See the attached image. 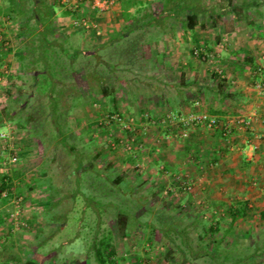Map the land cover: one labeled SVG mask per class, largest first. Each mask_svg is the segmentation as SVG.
I'll return each mask as SVG.
<instances>
[{"label": "rangeland", "instance_id": "obj_1", "mask_svg": "<svg viewBox=\"0 0 264 264\" xmlns=\"http://www.w3.org/2000/svg\"><path fill=\"white\" fill-rule=\"evenodd\" d=\"M72 1L80 3L79 0ZM217 1L221 3L222 0ZM47 2L53 5L55 13L52 19L55 34L49 35V38L70 53L78 50L79 55L75 61H70L71 58L61 53L59 59L62 64L48 56L60 51V48H53L48 54L41 52L43 62L38 67L49 72L50 78L44 80L47 75L39 73L34 84L31 77L34 71L27 69L31 54H26L23 60L19 59L24 41L28 42L29 39L24 38L22 33H13V28L9 30L11 38L7 44L11 49L3 55L10 57V62L6 61L0 66L6 65L10 69L11 78L18 79L15 82L19 87L11 88L12 92L7 96L0 95V110L20 108L17 117L22 118L19 124L18 121H11L14 128L12 132L17 138L25 139L26 151L23 146L24 151L18 155L19 164L12 166L19 174L12 177L10 194L23 196L21 214L16 220H11L9 215L5 217L16 206L0 198V223L2 220L3 225L0 228V264H97L90 249L94 231L98 230L100 237L108 228L114 235L118 264H264V232L259 229V223L264 222V219L260 222L258 206L252 207L254 210L249 220L237 221V228L246 225L255 227L246 239L241 236L242 232L228 233L225 229L232 218L230 213L225 210H217L218 216L212 213L213 210L224 209L228 202L218 205V202L206 201L203 205L190 195L192 190L169 193L172 182L166 174H160L155 166L160 168L162 162L158 160L164 154L167 156L163 150L167 139L161 137V127L155 125L160 131L155 134V130L145 124L146 121L142 126L137 125L142 121L137 120L138 106L145 100L142 93H135L139 94L137 98L141 103L130 104L129 112L125 109L123 115L133 117L137 133V128L145 126V134L140 135L139 132L136 136H130L117 124L107 125V130L102 124L93 125L106 115L122 113L117 105L122 101L125 106L126 97L121 98L123 93L119 82L124 77L129 80L131 75L125 70L138 61L129 53L130 44H119L117 41L106 44L105 26L98 17L94 20L90 16L102 11H88L85 7L88 11L85 13L96 23L100 34L82 29L84 32L76 29L70 18L63 23L62 2ZM6 6L7 1L0 0V14ZM76 9L77 12L84 10L79 4ZM76 16L81 15L76 13ZM10 22L11 26L17 27L14 25L16 20ZM103 44L106 46L101 47ZM38 54L37 50L35 55ZM57 79L58 84L55 81ZM0 81L2 89L5 80ZM104 86L108 95L101 93ZM50 89L53 93L48 96L46 91ZM57 105L60 111L50 114V108L57 110ZM29 114L34 129L42 133L43 137L40 134L34 137L21 124ZM55 129L58 133H67L65 145L55 136ZM115 139H118L119 144L113 149L109 144L115 145ZM126 143L132 146L131 149L125 147ZM80 148L92 154L90 162L97 166H90L87 158L83 160L82 166L91 171L85 170L88 176H83L80 184L84 191L77 193L75 176L78 172H75V166L80 163L81 154L77 151ZM0 152V159H3L12 150L3 141L0 142ZM95 168L104 174L94 178ZM210 168L205 165L202 172L210 174ZM8 173L11 176L13 172L10 169ZM1 175L0 171V179ZM117 177L122 179L119 181ZM92 178L97 180L93 181ZM48 196L52 197L53 206L50 201L47 202ZM110 200L121 205L123 208L120 211L125 210L126 215L128 210L130 216H120L121 219L114 206H107ZM53 213L59 214L60 218L51 221ZM216 217H220L219 221H215ZM217 221L219 226L222 223L220 228L208 230L210 227L215 228ZM166 224H174L176 230H168L163 235L156 230L151 234L154 227H167ZM183 231L187 232L189 238L185 247L181 245ZM150 235L153 240L151 246L145 241ZM52 257L54 259H50Z\"/></svg>", "mask_w": 264, "mask_h": 264}, {"label": "crops", "instance_id": "obj_2", "mask_svg": "<svg viewBox=\"0 0 264 264\" xmlns=\"http://www.w3.org/2000/svg\"><path fill=\"white\" fill-rule=\"evenodd\" d=\"M58 1L61 3L63 0ZM75 3L72 0L61 3L65 19L63 23L76 13L86 14L83 4L84 10L73 11L71 6L80 4ZM234 5L247 8L235 14ZM2 15L0 31L5 38L0 41V65L10 62V57L3 54L11 49L7 42L11 38L9 30L12 28L3 23ZM54 15L53 12L52 18ZM90 16L94 20L98 17L105 26L106 44L116 41L130 44L129 53L138 61L125 70L131 75L129 80L124 77L119 82L123 93L121 98L126 97V104L124 106L121 101L117 105L122 114L125 109L129 112L130 104L141 103L137 96L142 93L145 100L144 104L138 106L137 120H142L137 123L138 126L146 121L145 124L155 130V134L159 133L152 119L160 118L169 108L185 109L186 102L202 97L201 110H222L224 119L243 115L251 120V129L264 136V91L259 92L254 85L260 78L255 69L264 67V0H225L224 3L223 0L221 3L217 0H118L110 9ZM18 30L17 27L13 33L20 34ZM222 41L224 46L219 49L218 64L226 75L223 80L210 70L207 62L192 54L196 47L209 52ZM137 91L138 95L135 94ZM217 91L230 95V98L221 102ZM11 123L6 122L0 130H14ZM137 129L140 135L145 134V126ZM218 131L195 127L190 130L189 139L186 140L161 127V137L167 139V143L163 144L167 156L164 154L158 161L175 173L189 174L195 182L190 195L203 205L206 201L218 202V205L228 202L224 209L213 210L214 216L220 210H225L231 216L236 205L242 204V216L236 219L232 217L225 229L228 233L242 232L241 236L247 239L255 227L246 225L237 228L236 225L240 219L249 220L254 205L259 207L257 214L260 222L264 219L261 217L264 212V143H256L251 133L236 123L232 125L231 146L226 144L224 136H220ZM20 139L14 135L12 140L17 155H21L24 149L26 151L25 139ZM8 140L5 143L9 147ZM252 143L257 146L253 147ZM213 156L216 161L212 164L208 160ZM205 165L211 167L210 174L202 172ZM155 166L158 170V165ZM217 219L219 221L220 217H216L215 221ZM218 221L215 223L216 229L222 224L219 226ZM2 226L1 220L0 228ZM259 229L264 232V222L259 223ZM5 231L8 232V229Z\"/></svg>", "mask_w": 264, "mask_h": 264}, {"label": "trees", "instance_id": "obj_3", "mask_svg": "<svg viewBox=\"0 0 264 264\" xmlns=\"http://www.w3.org/2000/svg\"><path fill=\"white\" fill-rule=\"evenodd\" d=\"M7 1V6L5 8V11L2 12V14H4V17L3 18H6V19H9V20H16V24L17 27L20 29V33L23 34L24 38L25 37H28L29 41L28 42H25L24 41V45H23V50L20 51V54H19V59L23 60L26 58V54H31V59L29 61V63L27 64V69H29V71H34L33 74H32V79H33V83L36 84L37 83V80L35 77L38 76V74H46L47 77L44 79V80H48L49 77V72L47 73L45 70H41L39 67H38V64H41V62H43L42 60V55H41V52H45L46 54H48L50 51L54 50L53 48H60L61 50L60 51H55L53 53V55H48L49 57H51L52 59L51 60H54L55 62H61L60 59H59V56L60 54H66L69 58H71L72 60L70 61H75L76 57L79 55V52L78 50H74L73 52H68L66 49H64L62 47L61 44H55L54 41L52 40V38H49V35H54L55 34V27H54V24H53V18H52V13H53V5L48 3L47 0H6ZM263 2H260V4H262ZM247 7L241 5L239 7H236L234 5L233 7V10L235 12V14H240L242 12V10H245ZM0 12H1V7H0ZM66 13V12H65ZM47 20L50 18L49 21ZM194 25H192L191 27H193ZM81 28V27H80ZM82 29V28H81ZM41 34V35H40ZM56 45V46H54ZM105 44H103V46L101 47H105L104 46ZM39 51V54L38 55H35L36 51ZM92 54V53H91ZM89 54V55H91ZM50 60V58H49ZM47 62V60L45 61ZM63 64V63H62ZM21 65H23V63H21ZM35 66V68H34ZM45 68V66H44ZM60 70V69H58ZM62 71V69H61ZM17 76H19V74H16ZM16 76V77H17ZM11 80V83L9 85V88L11 90V88L13 87H19V85H17V81L18 79H10ZM41 80V79H40ZM16 81V82H15ZM56 83L58 84V79L55 80ZM5 87V84L3 86V88ZM219 87H221V85L219 84ZM2 88V89H3ZM8 89V94L12 92V90L10 91ZM46 91V90H45ZM51 92V93H50ZM47 95H51L53 93V90L50 89V91H46ZM101 93L103 95H108L109 92L108 90L105 88V86L103 88H101ZM219 93V97H220V101H226V99L230 98V95L228 94H224L222 91L221 92H218ZM215 93V94H217ZM203 96V94H202ZM205 96V95H204ZM54 98V97H52ZM196 99V97L194 98ZM194 99H192V101H188L186 102V105L184 106L185 109L183 108H169L167 110H170V111H174V112H181V111H191V110H196V111H200V106L196 107V106H193V101ZM201 99L203 102V98H199ZM228 102V101H227ZM59 105H57V110H55L54 108L51 109L50 108V114H53L54 112H58L60 111L59 109ZM54 111V112H53ZM210 114H213V115H216L219 120L221 121L222 125L220 127H217V128H212L211 130H216L218 129L219 131L217 133H220L219 135L223 137V125L226 123V119H224L221 114L223 113L222 110H212V109H207V110H204ZM20 112V108H18L17 110H0V127H2L6 122L8 121H18L17 124L20 123V119L22 118L21 116L20 117H17L18 116V113ZM122 114V113H121ZM220 114V115H219ZM51 116V115H50ZM48 116H46L47 118ZM52 118V116H51ZM161 118V116H160ZM160 118L158 119H155L153 120L154 122H152L153 125H156L157 127H162V128H165V130L169 129L167 127H163L162 125H160V123H158V121L160 120ZM98 119H101V118H98ZM151 120V121H152ZM21 124L24 125V127H26L30 134L33 135L34 137L35 136H38L39 137V134L41 137H43L44 135L42 133H40L38 130L34 129V125L32 124V116L29 115H26ZM99 125L101 126V123H93V125ZM113 126L116 125L115 122H112ZM110 124V126L112 125ZM105 127L107 130L108 126H103ZM199 127V126H198ZM231 130H232V127H231ZM125 133L129 134L130 136H136L138 135V133L136 132V130L134 129V131H124ZM167 133V132H166ZM251 135V134H250ZM55 136L58 138V140L63 143L65 145L66 143V140H67V133L65 132H56V129H55ZM90 136V134H89ZM107 138H109V136L107 135ZM188 138H186V140H188ZM91 140V138H90ZM115 144L118 145L119 142H118V139H115ZM136 144V143H134ZM74 146V145H71V147ZM109 147H112L113 149H115L114 146H111L109 144ZM73 151H76V149H73ZM81 155L79 156L80 160H79V164L78 166H75L76 169H75V172H78V174L75 176V181L77 182V186H76V192L77 193H80L82 192V188L80 187V184L82 183V178L83 176H88L87 173L88 172H85L90 170V168H86V167H83L82 164H83V160L85 158L89 159V162H90V159L93 158L92 154H89L90 152H85L83 149H78L77 150ZM132 151V150H131ZM74 153V152H73ZM128 157L131 159L132 156L131 155H128ZM214 157V156H213ZM209 163H214L216 160H215V157L214 158H210L209 160ZM77 164V163H76ZM90 166L92 165H95L97 166V164H92V162L89 163ZM78 167V168H77ZM13 173H11V176H10V173H2L1 175V179H0V191H8L10 193V186H11V180H12V177L13 175L17 176L19 173L17 171H15V168H12L11 169ZM15 171V172H14ZM82 171V172H81ZM91 171V170H90ZM94 173H93V176L95 178L96 175H103L104 173H102L101 171H98L96 168L93 170ZM158 172L160 174H166L167 178L170 180V182H172V186L169 189V193H174V190L175 191H178V192H181L182 193V190H181V186H180V183L179 181H177L175 178L177 176H182L184 174H179V173H175L172 169L168 168L165 164L162 165L160 168H158ZM92 174V173H91ZM91 177V176H90ZM117 179L120 181L122 178L120 177H117ZM93 181H96L97 179H91ZM174 188V190H172ZM84 191V190H83ZM112 192V191H110ZM53 196V194H52ZM1 198V197H0ZM52 197L48 196V198L46 199L47 202L50 201V204L51 206L54 205V203L52 202ZM2 201L4 200L3 198H1ZM117 202L113 203V200H110V201H107V206H114L113 208L116 210V213L117 215L120 217H129L130 216V212L127 211V215L125 213V210L124 211H120L121 208V205L119 204H116ZM245 206V204H244ZM241 208V209H240ZM235 211L233 212V214H231V217H233V219H236L237 217H241L242 214L244 213V208L242 209V204L240 205H236V208L234 209ZM129 213V214H128ZM53 215V216H52ZM8 216V214L6 215ZM5 216V217H6ZM51 221L53 220H58L60 218V215L56 213H53L51 214ZM3 217V218H5ZM120 217V218H121ZM261 217L264 218V212L262 213ZM123 219V218H121ZM144 224H147V223H144ZM151 225V224H150ZM167 227L165 226H162L161 228H158L156 229V227H154V231H151V234H153V232H155L157 230V232L160 233V235H163L164 233L167 234L168 230H176V228H174V224H166ZM174 228V229H172ZM208 230L210 231H215L216 228H208ZM184 233V234H182ZM181 234V245H183L184 247L186 246L187 243H189V238L187 237V232L183 231ZM178 234H179V231H178ZM186 234V235H185ZM180 235V234H179ZM147 241V244L151 246V243L153 242L152 240V236H147L146 240ZM180 248V246H177V248ZM90 249L93 251V256L95 258V261L97 264H118V261L116 259V250H115V245H114V235H113V232L111 229H106L105 230V233H103L100 237L98 236V230L95 232L94 231V237H93V242H92V246L90 247ZM182 248H180L181 250ZM170 253V251L168 252Z\"/></svg>", "mask_w": 264, "mask_h": 264}, {"label": "built area", "instance_id": "obj_4", "mask_svg": "<svg viewBox=\"0 0 264 264\" xmlns=\"http://www.w3.org/2000/svg\"><path fill=\"white\" fill-rule=\"evenodd\" d=\"M68 0H63L62 2L65 3ZM118 0H79L80 4H83L84 7L87 8L88 11L93 12H99L104 11L107 9H110L113 7ZM77 5L71 6V9L73 11L76 9ZM87 11V12H88ZM71 17V16H70ZM3 23L5 25H10V20L3 18ZM70 22L74 27H81L84 30H93L95 33L100 34V30L97 27L96 23L89 17V15L84 14L81 16H73L70 18ZM13 29H17V27L11 26ZM10 28V27H9ZM11 28V29H12ZM4 33L0 31V41L3 40ZM224 46V42L222 41L218 46L213 48V50L209 52H205L203 48L196 47L193 49L192 54L194 57L203 60L204 62H207L210 66V70L217 74L220 79H224L226 77L224 70L222 67L218 64V52L219 49H221ZM9 68L6 65H2L0 72L3 73L0 75V80L3 79L5 87L3 89H0V94L7 96L8 95V89L9 85L11 83V80L8 78H11V74L9 72ZM256 73H259L260 78L257 82H255V88L259 92L264 91V67L260 66L257 69H255ZM12 79V78H11ZM231 83L233 84L234 81L231 80ZM11 91V90H10ZM203 104V101L199 98L194 99L193 106H201ZM146 115V114H145ZM112 122H115L123 131H134V122L133 117H127L126 115H123L121 113H115V114H109L106 115L104 118L100 120V123L102 125H110ZM152 122H154L152 120ZM160 125L163 127L169 128V130L173 131L176 136H178L181 139H186L189 137L190 130L195 127H207L209 129L217 128L222 125L221 121L216 115L210 114L204 110L196 111H181V112H174L170 110H165V112L161 115L160 120L158 121ZM236 123L240 128L247 129L252 139L257 142H263L264 143V136L260 134L259 132H255L251 129V120L243 115H235V116H227L226 117V123L222 126L223 127V136L226 140L227 145H232V139L231 134L232 125ZM9 139V140H8ZM0 140L3 142L9 141V148L12 150V152L7 155L5 158L0 159V171L2 173L7 172L8 170L12 169V166L19 164V158L17 153H15V146L12 144V140H14V133L12 130H0ZM253 147H256L257 144L252 143ZM114 147L116 144H112ZM126 148L131 149L132 146H130L128 143L125 144ZM158 150V148H157ZM0 155L2 153L0 152ZM177 181H179L182 192H190L192 188L195 185L194 180L191 178V176L187 173H185L182 176H177L175 178ZM174 190V188L172 189ZM178 193V191L174 190V194ZM0 197L5 200L7 203L14 204L16 206V209L13 212H10L9 218L11 220H16L21 212H20V206L23 201V196L20 194L11 195L8 191H0ZM8 217V216H7ZM22 224L23 220H22ZM11 226V225H10ZM12 228V226L10 227Z\"/></svg>", "mask_w": 264, "mask_h": 264}]
</instances>
